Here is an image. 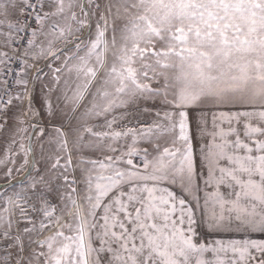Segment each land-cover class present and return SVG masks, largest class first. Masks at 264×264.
<instances>
[{
	"label": "snow or ice",
	"instance_id": "6c2138e0",
	"mask_svg": "<svg viewBox=\"0 0 264 264\" xmlns=\"http://www.w3.org/2000/svg\"><path fill=\"white\" fill-rule=\"evenodd\" d=\"M0 264H264V0H0Z\"/></svg>",
	"mask_w": 264,
	"mask_h": 264
}]
</instances>
